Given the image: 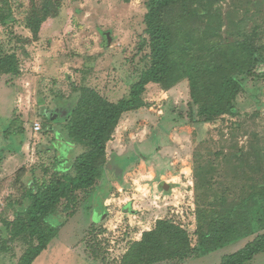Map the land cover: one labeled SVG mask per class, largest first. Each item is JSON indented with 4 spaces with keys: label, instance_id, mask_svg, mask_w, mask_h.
Listing matches in <instances>:
<instances>
[{
    "label": "rangeland",
    "instance_id": "rangeland-1",
    "mask_svg": "<svg viewBox=\"0 0 264 264\" xmlns=\"http://www.w3.org/2000/svg\"><path fill=\"white\" fill-rule=\"evenodd\" d=\"M150 1L52 0L57 15L32 40V1L0 0V15L13 11L0 17V56L15 54L20 68L18 75L0 72V264H19L37 243L28 234L15 236L34 181H49L63 157L72 169L86 149L71 147L65 133L82 89L116 103L130 97L150 67ZM216 5L222 41L230 46L253 36L264 57V0ZM258 71L262 76L238 75L244 82L239 115L200 130L190 123L187 78L169 90L150 83L148 105L125 113L109 141L102 179L75 201L63 200L45 221L61 228L34 264H121L141 232L165 217L182 224L197 246V198L212 211L219 205L247 210L257 231L211 253L158 264H220L264 233V66ZM102 187L104 208L96 202ZM247 264H264V251Z\"/></svg>",
    "mask_w": 264,
    "mask_h": 264
},
{
    "label": "trees",
    "instance_id": "trees-1",
    "mask_svg": "<svg viewBox=\"0 0 264 264\" xmlns=\"http://www.w3.org/2000/svg\"><path fill=\"white\" fill-rule=\"evenodd\" d=\"M31 1L27 27L33 33L32 40H37L57 11H53L56 7L52 0ZM12 14L11 10L0 17L5 21ZM145 21L151 65L133 84L130 97L115 103L94 88H83L79 103L65 125V133L71 147L81 145L85 151L76 157L72 169L65 166L68 158H60L50 180H35V187L24 195V201L32 203L19 213L15 236L28 234L36 238L37 243L25 252L19 264H34L58 236L60 224L45 221L57 212L63 200L75 201L78 192L95 187L102 179L107 166L108 143L125 113L148 105L144 93L150 83L169 90L187 78L191 96L190 123L200 130L203 125H216L226 115H239L236 100L244 90L239 74L262 76L257 67L264 63V57L253 36L230 46L222 41L223 22L216 0H151ZM0 72L20 74L15 54L0 56ZM204 138L205 133H199V141ZM100 190L102 195L96 196V202L102 208L105 188ZM218 207L220 210L212 211L197 198V246L182 224L169 217L160 218L140 240L130 244L121 264L182 260L199 250L205 255L257 231L247 210ZM263 251L264 233L237 252L224 256L220 264H247Z\"/></svg>",
    "mask_w": 264,
    "mask_h": 264
},
{
    "label": "built area",
    "instance_id": "built-area-1",
    "mask_svg": "<svg viewBox=\"0 0 264 264\" xmlns=\"http://www.w3.org/2000/svg\"><path fill=\"white\" fill-rule=\"evenodd\" d=\"M41 124L40 123H36L35 124V129H36V131H40L41 130Z\"/></svg>",
    "mask_w": 264,
    "mask_h": 264
},
{
    "label": "crops",
    "instance_id": "crops-1",
    "mask_svg": "<svg viewBox=\"0 0 264 264\" xmlns=\"http://www.w3.org/2000/svg\"><path fill=\"white\" fill-rule=\"evenodd\" d=\"M151 228H152V226L149 227L148 229H145V231H147V230H151ZM145 231L143 230V231L141 232L140 237H138L137 240H140V239L142 238V235H143V233H144Z\"/></svg>",
    "mask_w": 264,
    "mask_h": 264
},
{
    "label": "water",
    "instance_id": "water-1",
    "mask_svg": "<svg viewBox=\"0 0 264 264\" xmlns=\"http://www.w3.org/2000/svg\"><path fill=\"white\" fill-rule=\"evenodd\" d=\"M262 65V64H261ZM260 66V65H259ZM259 66L257 67V71H258V69H259Z\"/></svg>",
    "mask_w": 264,
    "mask_h": 264
},
{
    "label": "flooded vegetation",
    "instance_id": "flooded-vegetation-1",
    "mask_svg": "<svg viewBox=\"0 0 264 264\" xmlns=\"http://www.w3.org/2000/svg\"><path fill=\"white\" fill-rule=\"evenodd\" d=\"M262 65L264 66V63Z\"/></svg>",
    "mask_w": 264,
    "mask_h": 264
}]
</instances>
